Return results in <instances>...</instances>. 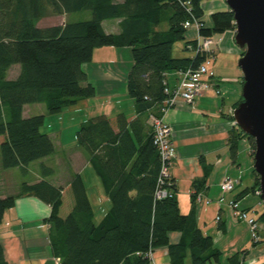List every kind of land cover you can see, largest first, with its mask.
<instances>
[{
    "label": "trees",
    "instance_id": "trees-1",
    "mask_svg": "<svg viewBox=\"0 0 264 264\" xmlns=\"http://www.w3.org/2000/svg\"><path fill=\"white\" fill-rule=\"evenodd\" d=\"M200 1L0 0V164L5 170L24 171L32 161L54 152L52 140L40 130L45 115L23 117L25 105L41 103L48 114H58L91 98L94 86L83 65L90 62L93 49L128 46L132 53L126 83L135 118L118 114L113 126L105 115L92 117L75 135L111 202L102 218L95 222L79 174L55 186L45 179L52 172L43 164L39 182L22 181L16 194L0 197V222L18 197L32 195L50 205L49 245L58 264H148L146 253L162 246L167 247L170 264H185L187 258L189 264L218 262L220 251L199 228L195 209L181 213L174 183L171 196L157 198L160 159L147 124L149 114L161 115L165 105L166 72L196 67L204 60L199 54L172 56L175 40L184 41L185 51L188 44H196L195 39H185L184 21L197 17L202 23L199 34L205 37L235 30L229 9L212 13L211 26L205 27ZM55 15L64 16L63 22L39 24ZM77 15L88 17L75 19ZM109 19H119V32L103 30L102 21ZM163 21L166 28H158ZM15 64L19 72L10 79L7 72ZM243 137L253 159V139L236 126L227 137L232 162ZM252 172L255 185L250 190L259 191V175ZM260 218L264 226V210ZM172 231L181 234L179 242L169 241ZM228 259L238 264L236 256ZM0 264H7L1 245Z\"/></svg>",
    "mask_w": 264,
    "mask_h": 264
},
{
    "label": "crops",
    "instance_id": "crops-1",
    "mask_svg": "<svg viewBox=\"0 0 264 264\" xmlns=\"http://www.w3.org/2000/svg\"><path fill=\"white\" fill-rule=\"evenodd\" d=\"M114 1L119 3L123 0ZM200 4L203 10L201 20L205 27L211 26L212 13L229 9L226 0H201ZM82 17L88 16L77 15L75 19ZM206 20L208 22L205 23ZM118 23L119 19L104 20L102 28L107 33H117L120 30ZM189 29L191 35L186 36L185 32V39H196V30ZM213 36L216 38V48L209 68L214 72L212 79L217 82L220 94L210 90L198 95L192 103L177 99L174 106L163 112L164 121L171 126V139L176 148L170 176L181 213L195 209L199 228L211 237L213 246L220 251L218 262L211 261L208 264H232L228 258L233 255L238 264H264V226L260 218L264 205L259 191L250 190L255 185L250 143L245 137L239 141L235 162H232L227 146V137L232 128L237 126L233 121L232 109L241 97L243 77L238 60L243 49L236 45L233 29ZM187 51H181L175 57H192L193 52ZM132 64V53L128 46L110 45L93 49L90 62L85 63L83 68L94 86V96L78 100L58 114H51L49 120L44 117L46 130L43 131L41 127L40 130L52 140L54 152L32 161L24 171L20 168L5 170L7 189H0V197L16 194L22 181L27 184L39 182L44 177L37 167L43 164L52 172L45 179L55 186H63L73 174H79L91 202L95 222L102 218L111 205L102 181L89 166L88 154L77 145V139L72 143V149H66L64 138L70 135L75 140L80 124L92 117L105 115L113 126L118 114L126 115L127 120L135 118L133 99L127 93L126 83ZM19 68L18 65L11 66L7 77L14 79ZM180 76V70L168 71L165 81L169 86H175ZM27 106L23 107V117L33 115V111L38 110L37 107ZM39 108L43 109L41 106ZM40 113L45 115L43 111ZM32 164L34 167L30 179H21ZM228 177L235 178L237 182L233 190L223 193L221 182ZM9 184L13 186L9 188ZM196 190L201 191L211 202L194 205L191 196ZM218 199L221 201L217 202ZM230 200L236 201L240 209L258 221L259 241H253L249 227L232 216L227 206ZM50 210V205L31 195L16 198L13 207L5 211L0 222V245L7 264L59 263V258L53 256L49 245L50 226L47 218ZM216 215L220 216V221L216 220ZM180 235L172 231L168 235L169 241L179 242ZM151 253L148 264H170L167 247L154 248ZM188 260L184 261L185 264H189Z\"/></svg>",
    "mask_w": 264,
    "mask_h": 264
},
{
    "label": "built area",
    "instance_id": "built-area-1",
    "mask_svg": "<svg viewBox=\"0 0 264 264\" xmlns=\"http://www.w3.org/2000/svg\"><path fill=\"white\" fill-rule=\"evenodd\" d=\"M188 3V2H186ZM188 11L190 8L188 7ZM202 23L197 17L192 16L191 19H187L183 23V27L186 29L193 28L196 30V44H188L189 50L193 52L192 57L197 54L204 57V60L199 63L196 67L187 66L185 70H180L181 76L175 86H169L167 83L163 89L166 94L164 99L165 105L160 109L161 115L149 114L147 122L152 129V142L156 147L158 156L160 159V171L157 181V198L171 196L170 185L173 183L172 177L170 176V165L173 159L176 157V148L172 143L171 139V126L166 123L163 119V112L167 108L174 106L177 99H181L186 103H192L198 95H203L213 90L215 94H220V89L217 88V82L213 81L214 72L209 68V64L212 60V54L215 50L216 38L215 36H201L199 34V28ZM234 121V120H233ZM235 123V121H234ZM236 124V123H235ZM237 180L234 178H225L221 182L222 192H228L234 189ZM194 203L196 205H202L203 203H210L211 200L205 197L201 191L192 192ZM218 199L217 202H220ZM227 206L233 217L237 220L243 221L251 232V238L253 241H259L258 235V221L247 214L243 209L237 206V202L234 200L228 201ZM217 221L221 218L219 215L215 216ZM152 251H148L147 256L150 261L152 258ZM165 264V263H163Z\"/></svg>",
    "mask_w": 264,
    "mask_h": 264
},
{
    "label": "water",
    "instance_id": "water-1",
    "mask_svg": "<svg viewBox=\"0 0 264 264\" xmlns=\"http://www.w3.org/2000/svg\"><path fill=\"white\" fill-rule=\"evenodd\" d=\"M235 24V43L243 49L240 100L232 117L240 131L254 141L253 168L259 175L264 205V0H226Z\"/></svg>",
    "mask_w": 264,
    "mask_h": 264
},
{
    "label": "rangeland",
    "instance_id": "rangeland-1",
    "mask_svg": "<svg viewBox=\"0 0 264 264\" xmlns=\"http://www.w3.org/2000/svg\"><path fill=\"white\" fill-rule=\"evenodd\" d=\"M63 20H64V18L63 17H57V16H48V17H45V19H43V20H41L40 22V25L41 26H45V25H48V24H56V23H61V22H63ZM206 22H208V20H206L205 21V23ZM166 26H167V23L165 22V21H163L159 26H158V28H160V29H163V28H166ZM190 29H188L187 31H186V36H189V35H191L190 34ZM181 45V46H180ZM171 49H172V52H171V54H172V56L173 57H175V56H177V54H179L181 51H183V52H186L185 50H184V48H183V40H181V39H177V40H175V42L172 44V47H171ZM188 52V51H187ZM15 66H17V64H15L14 65V67ZM14 68H12V70H13ZM11 70V71H12ZM12 73V72H11ZM242 92V91H241ZM39 106H41V108H43L42 110H40V108H39ZM27 107H37L38 108V110L36 109L35 111H33L34 113H32V114H38V113H40V112H46V109L44 108V105L43 104H41V103H38V104H29V106H27ZM51 114H48L47 112L45 113V118L47 119V120H49V116H50ZM54 115V114H53ZM41 129L43 130V131H45L46 130V123L43 125V126H41ZM68 135V134H67ZM65 137H66V135H65ZM64 139H66L65 140V146H67L66 147V149H72L73 147H72V143H74L75 141H76V139L74 140V139H72V138H70V135L68 136V137H66V138H64ZM77 142V141H76ZM77 145H78V142H77ZM86 151V150H85ZM87 153V152H86ZM244 155H246V153L244 154ZM63 157V156H62ZM65 161V160H64ZM89 166H91L92 167V165L90 164ZM33 164H32V166H30L29 167V169L26 171V173H24V174H22V176H21V179H25V180H28V179H30V176H31V172L33 171ZM40 167H37V170H38V172H40L39 169ZM93 169V168H92ZM19 172V171H18ZM94 172H95V170H94ZM20 173V172H19ZM41 173V172H40ZM21 174V173H20ZM66 184V183H65ZM64 184V185H65ZM10 186H13L12 184H9V188H10ZM0 189H7V185H6V174H5V169L1 166V164H0Z\"/></svg>",
    "mask_w": 264,
    "mask_h": 264
}]
</instances>
